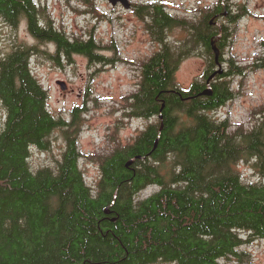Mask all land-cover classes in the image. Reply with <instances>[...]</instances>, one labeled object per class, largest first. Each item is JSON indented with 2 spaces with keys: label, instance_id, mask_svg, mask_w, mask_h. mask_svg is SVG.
<instances>
[{
  "label": "trees",
  "instance_id": "trees-1",
  "mask_svg": "<svg viewBox=\"0 0 264 264\" xmlns=\"http://www.w3.org/2000/svg\"><path fill=\"white\" fill-rule=\"evenodd\" d=\"M148 5L139 6L142 17ZM37 6L0 0V17L12 25L26 20L34 37L56 46V59L80 53L105 61L94 39L71 38ZM146 9L157 37L175 26L187 36L174 45L162 39L142 62L128 117L145 118L147 126L103 156L95 186L79 164V108L70 122L52 114L48 91L30 68V47L0 55V264H219L264 238V110L252 126L212 115L236 97L233 79L243 76L228 60L208 82L214 47L223 52L228 25L217 39L207 11L192 22L161 5ZM201 47L210 54L203 79L182 89L175 74ZM57 128L65 130L62 157L33 170L32 147L48 148ZM242 163L255 180L245 181ZM149 185L157 190L140 197Z\"/></svg>",
  "mask_w": 264,
  "mask_h": 264
},
{
  "label": "rangeland",
  "instance_id": "rangeland-1",
  "mask_svg": "<svg viewBox=\"0 0 264 264\" xmlns=\"http://www.w3.org/2000/svg\"><path fill=\"white\" fill-rule=\"evenodd\" d=\"M35 1L44 18L52 20L54 28L71 38L94 39L98 54L106 58L96 61L73 53L69 57L61 54L56 59L53 56L56 46L34 37L26 20L12 25L0 17V55L16 46L30 47V68L48 91L47 103L52 114L70 122L74 109L79 108L81 115L76 126L79 164L88 184L95 186L101 176L103 156L130 144L147 126L145 118L128 117L142 62L161 49L162 39L174 45L187 36L183 27L175 26L157 37L146 8L161 5L175 18L196 22L200 14L208 12L219 0H128L130 8L122 3L113 5L110 0ZM231 4L239 12L235 22L226 20L229 36L221 53V66L227 68L229 60L243 69V76L233 79L236 97L212 115L234 126H252L259 111L264 110V0H233ZM144 5L148 6L142 17L138 9ZM241 6L244 12L240 13ZM209 55L200 48L185 57L175 74L177 86L187 90L192 83L202 80ZM219 68L216 65L214 70ZM59 80L66 82V90L58 84ZM64 132L57 128L51 133L46 149L32 147L29 162L33 170L55 166L66 147ZM239 169L245 181L255 180L249 163H242ZM156 190L157 186L149 185L140 197ZM239 252L240 256L226 257L219 264H264V238L251 240Z\"/></svg>",
  "mask_w": 264,
  "mask_h": 264
},
{
  "label": "flooded vegetation",
  "instance_id": "flooded-vegetation-1",
  "mask_svg": "<svg viewBox=\"0 0 264 264\" xmlns=\"http://www.w3.org/2000/svg\"><path fill=\"white\" fill-rule=\"evenodd\" d=\"M232 1L233 0H222V9L219 7V1H218L215 4V6L208 11V14H211V17L209 18V22L211 24H215L219 29V35H216L217 39L222 38L224 28L228 25L226 24V20H228L229 22H233V20L236 19L237 14L239 12V9L231 4ZM241 9L242 11H240V13L244 12V7L241 6ZM199 19L200 17H198L197 21H199ZM201 48H203L204 51L207 50L205 47H201ZM221 59L222 58L220 54L219 64L222 65L223 59L222 60ZM219 64L216 63V65Z\"/></svg>",
  "mask_w": 264,
  "mask_h": 264
},
{
  "label": "water",
  "instance_id": "water-1",
  "mask_svg": "<svg viewBox=\"0 0 264 264\" xmlns=\"http://www.w3.org/2000/svg\"><path fill=\"white\" fill-rule=\"evenodd\" d=\"M110 2L113 4V5H116L118 3H122L126 8H130L131 6V3L128 1V0H110ZM214 51H215V61L217 64H219V59H220V50L215 46L214 47ZM220 68L218 70H215L211 75L210 77L208 78V82H210L214 76L218 73V74H222L224 72V68H222L221 64H219ZM58 84H60L61 88L63 90H66L67 89V84L65 81H62V80H59L58 81ZM163 115L162 113L160 114V118L162 119ZM134 161V159H131L128 164H132Z\"/></svg>",
  "mask_w": 264,
  "mask_h": 264
}]
</instances>
